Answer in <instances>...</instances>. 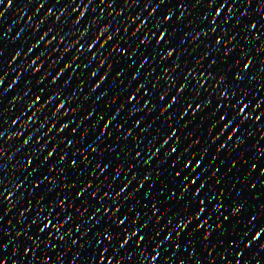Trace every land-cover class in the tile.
Listing matches in <instances>:
<instances>
[{"label": "snow or ice", "instance_id": "snow-or-ice-1", "mask_svg": "<svg viewBox=\"0 0 264 264\" xmlns=\"http://www.w3.org/2000/svg\"><path fill=\"white\" fill-rule=\"evenodd\" d=\"M0 264H264V0H0Z\"/></svg>", "mask_w": 264, "mask_h": 264}, {"label": "water", "instance_id": "water-1", "mask_svg": "<svg viewBox=\"0 0 264 264\" xmlns=\"http://www.w3.org/2000/svg\"><path fill=\"white\" fill-rule=\"evenodd\" d=\"M16 19H19V17H17ZM3 21L5 24H7L9 21L7 19V14H5V17L3 18Z\"/></svg>", "mask_w": 264, "mask_h": 264}]
</instances>
